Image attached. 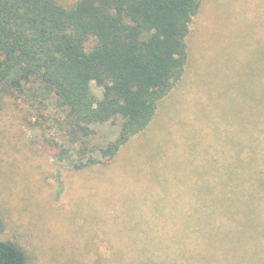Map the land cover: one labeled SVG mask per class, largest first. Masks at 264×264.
<instances>
[{
	"label": "rangeland",
	"instance_id": "1",
	"mask_svg": "<svg viewBox=\"0 0 264 264\" xmlns=\"http://www.w3.org/2000/svg\"><path fill=\"white\" fill-rule=\"evenodd\" d=\"M186 43L183 78L107 166L59 162L26 125L28 106L0 101V239L28 264H140L142 250L147 262L214 264L191 261L206 247L186 245L217 208L225 170L264 140V0H203ZM119 127H97L91 144L107 145ZM178 249L185 258L174 261Z\"/></svg>",
	"mask_w": 264,
	"mask_h": 264
},
{
	"label": "trees",
	"instance_id": "2",
	"mask_svg": "<svg viewBox=\"0 0 264 264\" xmlns=\"http://www.w3.org/2000/svg\"><path fill=\"white\" fill-rule=\"evenodd\" d=\"M202 1L0 0V101L28 106L26 125L43 133L59 162L77 171L107 166L146 132L183 78ZM87 79L104 89L102 97ZM117 121L113 141L91 144L97 127ZM255 141L256 151L225 170L226 185L209 211L219 215L205 216L201 238L186 245L206 247L191 251V261L264 264V140ZM151 253L142 250L140 264H163L147 262ZM180 258L183 249L173 260ZM28 263L20 247L0 239V264Z\"/></svg>",
	"mask_w": 264,
	"mask_h": 264
}]
</instances>
